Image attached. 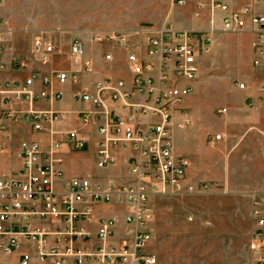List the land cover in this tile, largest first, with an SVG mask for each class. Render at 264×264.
Returning <instances> with one entry per match:
<instances>
[{
  "label": "built area",
  "instance_id": "built-area-1",
  "mask_svg": "<svg viewBox=\"0 0 264 264\" xmlns=\"http://www.w3.org/2000/svg\"><path fill=\"white\" fill-rule=\"evenodd\" d=\"M182 0H180L181 2ZM264 1V0H261ZM1 4V0H0ZM227 12L223 17L225 29L242 31L247 28L246 15L250 16L249 30L256 34L254 42L256 66L264 65V15L255 13L250 6L229 11L225 3L216 4ZM3 18H0V69L4 67ZM133 36H145V55L158 58L149 61L135 52L128 55L133 73L132 89L125 82L103 78L95 82L92 90L75 93V99L87 101L96 108L105 105L109 95L115 102H123L129 108L130 122L112 111L98 112V131L101 139L97 145L98 165L105 166L116 160L114 151L130 147L139 151L129 161L133 180L104 186L94 184L86 175L65 177L64 161L53 157L35 140L20 143L19 156L22 164L15 175L0 172V253L10 254L26 247L20 254V264L32 261L53 264H156V257L145 250L150 238L147 222L153 215L152 197L155 195L200 194L212 187L209 182L190 183L187 172L190 160L177 154L170 143L169 128L173 109L188 96L199 71L198 56L210 49L208 32L178 29L170 23L160 27L141 24L134 30H110L92 34L94 41H111L127 45ZM57 46L39 35L35 40L34 54L37 60L46 63ZM85 51L83 39L75 36L70 45V54L81 58ZM107 59L112 57L107 53ZM14 66H26L24 59H16ZM89 68V63H86ZM60 82L68 78L66 71H59ZM40 80L47 87L50 77L35 72L24 80L0 81V105L12 100L33 102L41 98L60 99L59 91L49 93L46 89L36 91L34 83ZM243 88L244 82L238 83ZM133 93L142 97L133 101ZM88 113L82 112L87 122ZM21 116L39 133L45 124L60 120V112L51 109L25 110L3 108L0 111V131H6L11 119ZM66 138L56 141L54 149L68 144L72 150H81L84 140L76 130L65 133ZM220 134L215 138L219 139ZM0 148H3L0 143ZM118 200L132 208L127 221L139 225L133 237L119 245L106 243L115 232V220L103 218L93 242L91 232L84 222L89 220L90 209H79L80 202H110ZM254 213L257 226L253 233L252 249L257 253L255 264H264V195L256 196Z\"/></svg>",
  "mask_w": 264,
  "mask_h": 264
},
{
  "label": "crops",
  "instance_id": "crops-1",
  "mask_svg": "<svg viewBox=\"0 0 264 264\" xmlns=\"http://www.w3.org/2000/svg\"><path fill=\"white\" fill-rule=\"evenodd\" d=\"M219 3L227 4L229 11L250 6L255 13L264 15V1L261 0H182L181 2L180 0H103L102 2L100 0H1L0 18L4 20L1 57L4 67L0 69V81L24 80L38 72L48 75L50 84L45 87L40 80H37L33 88L36 91L46 89L49 93L59 91L62 96L60 99L41 98L22 103L12 100L0 105V111L5 107L13 110L51 109L60 112L61 115L59 121L45 124L44 129L39 133H36L31 124L21 116L11 119L8 129L0 131V143L3 147L0 148V172L7 176L15 175L22 164L19 156L21 141L35 140L43 149L51 151L53 157L63 159L65 177L86 175L94 184L104 186L110 185L111 182L128 183L133 180L129 161L133 156L139 155L138 150L120 147L114 151L116 160L105 166L98 165L97 156V145L101 139L98 131V112L112 111L135 124L136 119L131 120L129 117V108L121 101H112L109 95L105 98V105L96 108L90 102L75 99V93L92 90L95 82L103 78H110L114 82L123 80L125 88L132 89L133 73L129 67V53L135 52L149 61L158 62L157 57L145 55L146 37L133 36L124 46L106 40L94 41L92 34L110 30L131 31L144 23L155 27L170 23L178 29L203 31L210 34V49L198 56L200 67L196 78L191 81L193 89L196 88V92H199L205 86L212 85L214 83L212 74L214 76L217 74L212 71L222 70L224 74L219 76L227 80V90L230 92L236 90L237 95L223 96V101L227 102L226 106L215 104L211 107V114L216 117L219 111L223 124L227 127L223 130H215L214 133L207 129L206 144L210 143L214 147L220 145L224 148L230 146L231 150L239 142L246 140L248 146L259 151V145L264 146V65L254 64L256 34L249 30V15L245 17L246 29L237 32L226 30L223 17L227 12L216 5ZM185 5H190L192 8L194 16L191 18L176 14V11ZM39 35L52 41L58 48L46 63L37 60L34 54L35 40ZM77 35L83 39L85 45L81 58L70 54V45ZM64 49L70 59L64 66H46L58 56V52ZM107 53L112 54L110 59L106 58ZM16 59H24L26 66L21 69L16 68L14 66ZM87 62L89 68L86 67ZM59 71L68 73V78L64 82H60L56 77ZM235 79L239 80L238 83L244 82L245 87L241 88L238 83H234ZM196 92L193 96L192 90L181 105L173 109L169 128L171 146L177 154L185 155L190 160L187 172L190 183H211L212 187L207 191L208 194L215 192V186H217L222 192L239 193L250 199L248 216L253 220V225L249 239L250 251L245 264H255L257 253L251 247V243L254 242L253 233L257 226L254 213L255 198L264 195V183H244L245 180L243 181L239 175V167L232 168L229 164V150L226 152V159L222 166L217 165V162L206 163L205 159L198 157L194 152L188 136L191 134L189 130L192 128L193 117L189 106L191 101L195 100ZM3 96L0 95V98ZM132 100L140 101L142 97L133 93ZM249 103L253 104L251 110L248 108ZM83 111L89 112L87 122L82 119ZM231 123V126H243V134H237L228 128ZM71 130L78 132V136L84 140V147L81 150H72L68 144H63L54 149L53 144L64 140L65 133ZM218 134L221 137L216 139L215 136ZM248 148L240 154L252 157L254 153H250ZM255 161L256 159L252 162ZM188 195L192 194L152 197L153 215L146 225L150 232L148 241L157 237L156 226L154 228L152 224L156 212V200L164 196ZM77 206L79 209H90L89 220L84 224L91 232L93 242L97 241L96 235L103 218L115 220V232L106 240V243L119 245L123 240L131 239L134 231L141 228L127 221V215L132 208L118 200L86 201L78 203ZM232 213L235 217L239 213L246 215L240 206L235 207ZM153 229L155 232L152 233ZM24 250L26 247L10 253L17 257L18 264H20V254ZM145 250L156 257L157 264V256L147 248V243ZM232 260L236 263L240 261L237 257ZM0 264L5 263L0 260ZM31 264L53 263L32 261ZM125 264L130 262L126 261Z\"/></svg>",
  "mask_w": 264,
  "mask_h": 264
},
{
  "label": "rangeland",
  "instance_id": "rangeland-1",
  "mask_svg": "<svg viewBox=\"0 0 264 264\" xmlns=\"http://www.w3.org/2000/svg\"><path fill=\"white\" fill-rule=\"evenodd\" d=\"M176 14L184 18L194 16L190 5L182 6ZM69 60L64 49L46 66H64ZM212 73H217L216 76L212 74L214 83L205 86L199 92L194 88L191 94L194 96V93H197L189 106L193 112L189 143L198 157L205 159L206 163L217 162L220 166L224 164L226 152L229 150V164L232 168L239 167V175L243 181L245 180L244 183H264L262 144L259 145V151L248 146L246 140L239 142L231 150L230 146L224 148L220 145L214 147L210 143L206 144L207 129L214 133L215 130L227 127L224 126L219 111L216 117L211 114V107L215 104L226 106L227 102L223 101V96L237 95L236 90L231 92L227 90V80L219 76L224 74L222 70H214ZM233 82L237 84L239 80L235 79ZM249 105L248 108L251 110L253 104ZM232 123L228 128L237 134H243V126H231ZM247 148L250 153H254H252V157L256 159L254 163L252 157L240 154ZM215 189V192L209 194L205 192L178 197L164 196L156 200L152 224L154 228L156 226L157 237L147 242V248L156 254L157 264H245L250 251L249 239L253 225V220L248 216L250 199L243 194L222 192L217 186ZM239 206L244 209L246 215L239 213L235 217L232 210ZM235 257L240 259L239 263L232 260ZM0 260L5 264H18L15 255L0 254Z\"/></svg>",
  "mask_w": 264,
  "mask_h": 264
}]
</instances>
